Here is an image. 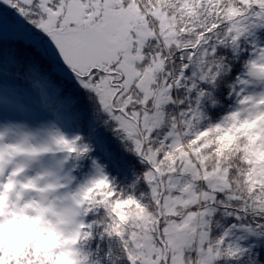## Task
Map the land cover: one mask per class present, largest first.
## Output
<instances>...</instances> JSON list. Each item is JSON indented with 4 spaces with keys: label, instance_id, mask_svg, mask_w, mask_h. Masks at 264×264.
Masks as SVG:
<instances>
[{
    "label": "snow or ice",
    "instance_id": "6c2138e0",
    "mask_svg": "<svg viewBox=\"0 0 264 264\" xmlns=\"http://www.w3.org/2000/svg\"><path fill=\"white\" fill-rule=\"evenodd\" d=\"M258 29L264 0H0V229L10 207L77 237L73 257L99 234L125 264H264V47L215 95L233 71L219 51ZM81 92L143 165L131 191L98 165L76 191L44 167L90 158L64 131L84 118ZM218 215L233 221L219 232ZM18 250L0 244V264H45Z\"/></svg>",
    "mask_w": 264,
    "mask_h": 264
},
{
    "label": "trees",
    "instance_id": "16d2710c",
    "mask_svg": "<svg viewBox=\"0 0 264 264\" xmlns=\"http://www.w3.org/2000/svg\"><path fill=\"white\" fill-rule=\"evenodd\" d=\"M261 35L264 38V29H262ZM260 47H262V45H260ZM248 51L249 43L245 40L240 42L239 47L235 50V55H233L232 49H221L219 51V55H226L232 62L233 71L230 75L224 76L221 79L219 90L215 93L218 97V104L220 100L224 101L226 93L229 90L227 85L233 81L234 72H236L238 68L240 70L244 68ZM78 95L84 118L79 126L66 129L65 132L67 135H65L68 137L80 136L84 138L85 143L90 145L92 151L90 153V158L72 159L68 161L73 169L70 170L73 174V191L79 189L83 184L98 174L96 165L99 166V169L102 170L117 187L131 191L132 185L134 184L133 172H141L143 170V165L132 152L125 148L124 142L104 123L107 120V116L101 112L94 122L91 116L93 106L88 102L84 93L81 92L78 93ZM224 111L225 108L219 107L209 109V112L216 118ZM93 161L96 162L95 165ZM124 206L125 205H120V207ZM98 219H100V217L95 213L84 218L86 223H93ZM216 219L221 224V228L217 229L218 232L233 223L230 218L221 217L219 215ZM235 235L241 236L244 235V233L238 232L235 233ZM24 247L25 251H27L26 244H24ZM109 252H111L110 258L108 256ZM35 253L40 260L47 264L48 260L44 259L45 255L42 252L35 251ZM119 255L120 250L116 241H110L107 238L102 239L99 234H94L93 240L80 251L77 257L79 260H83L86 256V264H125L123 260L116 259ZM19 256L20 254H17L16 258H19Z\"/></svg>",
    "mask_w": 264,
    "mask_h": 264
},
{
    "label": "rangeland",
    "instance_id": "374dc122",
    "mask_svg": "<svg viewBox=\"0 0 264 264\" xmlns=\"http://www.w3.org/2000/svg\"><path fill=\"white\" fill-rule=\"evenodd\" d=\"M262 29L255 30L253 34L251 35L250 38L244 39L246 42L249 44H256L257 46L262 45L264 43V38L261 35ZM233 53V50H232ZM248 53L246 54V60L248 59ZM243 71V69H237L236 72H234V77L238 74H240ZM262 89L259 87H254V88H249L248 91L250 93H258ZM209 114L213 117L216 118L213 114L209 112ZM65 131V130H64ZM66 134V132H65ZM67 135V134H66ZM70 137V136H69ZM63 159L62 154H58L55 157H49L45 162H44V167L48 168L49 170L58 173L60 177L62 176H68L71 179V183L69 184V189L73 191V174L70 172V170H73L72 167L70 166V163L67 161L63 165L62 171L58 167V161ZM34 194V193H32ZM29 194H22V199L27 200ZM4 201L0 200V208L3 207ZM8 219L6 222V225L3 229H0V244L7 243L9 245H16L18 246L19 250L16 252L17 254L25 253L28 251H32V254L37 257V254L35 251H40L42 252L45 256L44 259H47L48 261L51 259L49 256V253L52 252L53 250H56L59 253V248L63 247L62 242L65 237L60 236V239L51 247H45L42 245L41 241L48 235L47 232V225L44 224L43 222H38L34 228V230L29 234V235H18L16 234L19 228H22L24 225L27 224L28 221L31 220H36V217L33 215H28L25 213V216H27V220H25L23 217L18 212H14L10 207L8 209ZM238 233V232H237ZM24 244L27 245V251H25ZM56 247V249H55ZM65 248V247H63ZM72 260L78 259V257H71Z\"/></svg>",
    "mask_w": 264,
    "mask_h": 264
},
{
    "label": "clouds",
    "instance_id": "9594fccd",
    "mask_svg": "<svg viewBox=\"0 0 264 264\" xmlns=\"http://www.w3.org/2000/svg\"><path fill=\"white\" fill-rule=\"evenodd\" d=\"M38 222L39 221L37 220L28 221L26 225L18 229L16 234L29 235L34 230ZM59 239H60V236L58 234L48 233V235L41 241V243L45 247H51ZM77 240H78L77 237L66 238L63 240L62 246L69 249V251L63 255L58 256L55 260V264H73V260L71 259L72 257L71 248L77 243ZM90 242L91 241H88L86 243L88 244Z\"/></svg>",
    "mask_w": 264,
    "mask_h": 264
}]
</instances>
